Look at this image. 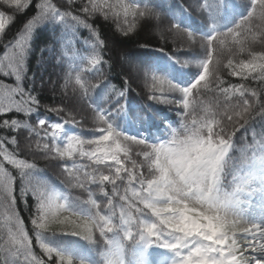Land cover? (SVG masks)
Masks as SVG:
<instances>
[{
    "label": "snow or ice",
    "instance_id": "1",
    "mask_svg": "<svg viewBox=\"0 0 264 264\" xmlns=\"http://www.w3.org/2000/svg\"><path fill=\"white\" fill-rule=\"evenodd\" d=\"M250 2V13L235 27L226 31H214L207 37L201 36L200 42L204 50L198 61L201 74L189 87H179L170 79L132 63L128 60L127 53L122 54V59L132 64L131 72L150 75L153 81L163 78L167 81L169 90L181 93V98L175 101L162 96L151 97L158 102H175L181 108L180 115L183 119L176 127L167 125V136L162 140L150 142L146 137L126 135L117 130L112 115L113 112L126 113L122 101L112 111H99L93 107L90 98L101 85L110 89L111 103H115V97L127 99L123 90L127 87L126 79H123L121 90L117 91L111 81L104 78V61L98 56L89 61V71L94 69L92 74L95 76L85 79L82 75H76L74 82L71 75L65 79V87L71 84L72 92L78 93L79 99L92 107L101 135L95 139L67 136L65 125L70 123L68 119L51 123L50 132L45 130V135L52 139L54 145L61 134L66 137L65 147L54 146L50 151L55 152L58 158L71 162L70 166L65 165V173L74 181V186L87 192L88 196L84 200L78 197L69 200L65 197L63 204L56 205L43 192L36 191L37 215L32 220L36 229L43 230L50 222L65 224L70 227L61 235L77 237L94 247L102 243V259L97 264H130V250L137 248L166 250L173 256L169 264H264V222L250 221L244 212V207L256 197L260 198L264 210V129L256 133L261 137L258 150L244 156L240 163L234 158L236 132L246 128L248 120L253 116L264 118V103H259V107L254 108L248 99L249 90L241 84L237 89L240 97L238 110H225L222 116L216 111L206 110L201 113L196 109L188 110V98L193 90L198 86L207 87V84L201 82L207 81L210 75L215 78V69L209 67L213 63V42L218 37L226 39L233 33L239 34L237 30L257 13L259 19L264 20V0ZM3 3L16 11H22L29 7L31 0H3ZM193 6L201 8V0H193ZM35 7L39 9L38 14L27 22L16 43L8 47V53L4 57L8 63L0 64L3 76H11L15 80V86L0 83V89L3 90L0 113L13 110L38 113L40 108V101L22 85L26 74L29 41L40 25L48 20L66 22L68 13H61L55 5L48 2L37 3ZM106 7L110 9L111 5ZM203 7H212L217 15H221L229 4L228 0H213ZM127 8L136 17L150 14L149 7L138 4H129ZM97 10L103 9L96 4H92L91 9L88 6L83 8L85 13ZM5 19L6 14L0 11V33L4 30ZM7 19L12 20V17L7 16ZM72 19L86 29L91 28V25L78 17ZM174 28L186 31L189 41L196 42V34L192 31L176 24ZM261 35L264 38V34ZM223 39L220 43H223ZM98 43L102 44L103 41ZM180 63L186 67L188 61ZM229 66L231 67V61ZM257 69L260 71L259 79L264 81V55L253 56L247 63H241L239 71L233 67L231 74L247 78L245 70L253 72ZM108 70H111L110 64ZM257 78L252 76L253 80ZM220 91L227 96L229 89L225 87ZM250 95L256 102H260V94L256 90H251ZM48 111L59 114L63 109ZM129 118L134 123H147L150 116L137 111ZM10 123L13 128L20 127L17 120L13 119ZM45 123L44 119L39 120L42 128ZM0 127H9V120H3ZM122 141H131L141 146V150L136 152L137 157H142L139 163L132 160L131 167L126 166L130 157L127 146L122 147ZM11 142L16 143L14 138ZM85 146H88L87 150ZM43 147L49 149L48 144ZM121 153L124 155L123 161ZM0 156L17 169L35 167L9 153L3 140H0ZM83 158H87L93 165H103L104 169L94 167L91 171H84L83 166L78 163V159ZM12 183V175L0 165V188L3 189L4 197L0 204L10 210L8 219L14 220L17 228L12 235L16 245V264H19L20 255L25 260L31 257V264H45L32 254L31 240L20 226L19 218L15 216ZM92 185L102 193L103 205L93 198ZM108 185L111 186L110 192L105 190ZM240 221H245L247 226L238 234ZM36 238L40 240V247L51 258L49 264H90L89 261L77 259L75 255L50 246L45 239H41L40 231H37ZM152 264L159 262L154 261Z\"/></svg>",
    "mask_w": 264,
    "mask_h": 264
},
{
    "label": "trees",
    "instance_id": "2",
    "mask_svg": "<svg viewBox=\"0 0 264 264\" xmlns=\"http://www.w3.org/2000/svg\"><path fill=\"white\" fill-rule=\"evenodd\" d=\"M40 2L53 4L61 13H68V16L66 22L46 21L34 30L29 41V51L25 61L26 74L22 85L40 101L39 111L24 113L13 110L0 113V123L5 119L9 120V127H0V140L4 141V147L17 159L34 164L35 167L17 169L8 164L2 156H0V165H3L5 171L13 177L12 207L15 216L19 218L20 226L31 240L32 254L38 260L49 264L51 258L40 247V240L36 238L37 231H40L41 239H45L50 246L75 255L77 259L89 261L90 264H97L102 259V243L94 247L77 237L61 235L70 227L69 225L50 222L45 229L38 230L32 224V220L37 215L36 191L43 192L56 205L63 204L65 197L69 200L74 197L84 200L88 196L87 192L75 187L74 181L65 173V165L70 166L71 162L54 156V152L50 151L54 144L52 139L45 135V130L50 131L47 127L40 128L39 120L48 119L51 123H58L68 119L70 123H78L77 136L84 139H95L101 135L92 107L88 102L80 100L78 93L72 92L71 84L67 88L64 84L69 75L73 77V82L76 75H82L85 79L95 76L92 74L94 69L89 71V61L98 56L104 61V78L111 81L117 91L121 90L123 79H126L127 87L123 90L127 99L115 97L117 100L111 103L110 89L101 85L90 98L93 107L99 111L105 109L112 111L122 101L127 112L134 111V114L139 111L148 114L150 119L147 123L156 122V133L165 132L163 137L165 138L167 125L176 127L183 117L180 115L181 108L177 103L151 99L153 95L165 97L169 101L181 98L180 92L168 89L167 81L163 78L170 79L179 87L191 86L201 74V69L198 67V61L204 51L200 42L201 36L207 37L214 31H226L235 27L250 13L251 2L228 0V9L223 14L217 15L214 8L203 7L205 3L211 4L213 0H201V8H195L193 0H91V3L90 0H31L29 7L22 11H16L0 0V11L6 14V27L0 33V64L8 63L4 59L8 47L16 43L27 22L38 14L39 9L35 5ZM92 4L99 5L103 10L85 13L83 8L88 6L91 9ZM129 4L149 7L150 14L143 17L133 16L132 10L127 8ZM107 5H111V8L106 7ZM7 16H11L12 20H8ZM73 17H78L79 20L91 25V28H84L82 24L73 20ZM174 24L196 34V42L189 41L187 32L175 29ZM237 32L239 34L233 33L226 39L218 37L217 41L213 42V63L209 67L215 69V78L210 75L207 81L201 82L207 84V87L198 86L193 90V94L188 98L189 111L196 109L203 113L210 110L219 112L222 116L225 110H238L240 97L237 89L241 84L249 90L248 99L254 108H258L259 103H264V81L259 79V69L253 72L245 70L247 78L231 74L233 67L239 71L241 63H247L253 56L264 55V38L261 35L264 34V20L259 19L257 13ZM153 33L156 35L154 36ZM221 39L223 43H220ZM98 41L103 43L99 44ZM141 44L147 46L140 47ZM124 52L127 53L129 61L163 78L153 81L150 75L131 72L132 64L122 59ZM180 61H188L187 66L182 65ZM252 76L258 78L253 80ZM92 82L94 83L95 79ZM0 83L15 86L14 77H5L2 72H0ZM225 87L229 89L227 96L220 91ZM251 90H256L260 94V102H256L255 98L251 97ZM59 93L60 95H57ZM2 94L3 90L0 89V97ZM103 103L106 105H102ZM48 109H63V111L57 114ZM117 115L122 116L121 120H123L117 124L114 122L115 116L112 117L117 130L126 135H138L128 128H119L121 124L137 130L132 125L134 122L129 118L131 115L126 113ZM13 119L19 122L20 127L11 126L10 122ZM140 124L143 126L144 123ZM261 129H264V118L253 116L248 120L246 128L236 132L234 158L237 163L253 150H258L261 137L256 133ZM142 137L148 138L146 135ZM13 138L15 144L11 142ZM157 140L159 138L149 139L150 142ZM44 144H48L49 149H45ZM56 144L59 147L66 146L61 141ZM121 144L122 147L130 144L131 147L141 148L131 141H122ZM131 147L127 146L130 157L126 163L128 167H131L132 160L139 163ZM85 148L87 150L88 146ZM51 162H55L56 165H52ZM78 163L83 166L84 171H91V168H94L91 166L90 170H86L88 166L81 159H78ZM91 187L96 188L95 185ZM105 190L110 192L111 186L108 185ZM2 193L3 189L0 188V201L4 199ZM93 198L103 205L104 197L98 189ZM9 215H11L10 210L0 204V264H16L17 261L16 245L12 240L17 228L14 226L15 221L8 219ZM53 233L55 235H52ZM97 239H100L98 233ZM146 256L145 249L130 250L129 261L131 260L132 264L142 263ZM155 260L152 259V262ZM19 264H31V257L25 260L20 255Z\"/></svg>",
    "mask_w": 264,
    "mask_h": 264
},
{
    "label": "rangeland",
    "instance_id": "3",
    "mask_svg": "<svg viewBox=\"0 0 264 264\" xmlns=\"http://www.w3.org/2000/svg\"><path fill=\"white\" fill-rule=\"evenodd\" d=\"M153 35L155 36L156 34L153 33ZM57 95H60V93ZM70 129H72V127L65 126L66 133ZM60 138H63V134L60 135L59 139ZM51 164L55 166L54 162H51ZM244 212L248 220L253 221V219H255L256 221L264 222V210H262L261 200L259 197H256L252 202L247 204L244 207ZM241 223H242V226H247L245 221H241Z\"/></svg>",
    "mask_w": 264,
    "mask_h": 264
}]
</instances>
